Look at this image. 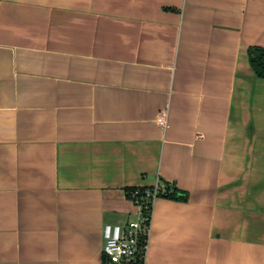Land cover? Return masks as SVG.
Instances as JSON below:
<instances>
[{"label":"crops","instance_id":"0c3cea01","mask_svg":"<svg viewBox=\"0 0 264 264\" xmlns=\"http://www.w3.org/2000/svg\"><path fill=\"white\" fill-rule=\"evenodd\" d=\"M253 45L264 0H0V264H102L160 180L146 264H264Z\"/></svg>","mask_w":264,"mask_h":264},{"label":"built area","instance_id":"2783aa9c","mask_svg":"<svg viewBox=\"0 0 264 264\" xmlns=\"http://www.w3.org/2000/svg\"><path fill=\"white\" fill-rule=\"evenodd\" d=\"M157 122L163 128L167 127V109L158 114ZM158 186L159 182L155 185L154 196L157 193ZM135 203L140 209L136 218L128 220L124 224L106 223L104 225L102 264H146L152 213L143 212L141 203Z\"/></svg>","mask_w":264,"mask_h":264},{"label":"trees","instance_id":"16d2710c","mask_svg":"<svg viewBox=\"0 0 264 264\" xmlns=\"http://www.w3.org/2000/svg\"><path fill=\"white\" fill-rule=\"evenodd\" d=\"M250 62L258 76L264 78V47L260 45H253L249 49ZM155 185L143 186V187H131L126 189L128 198L134 202H140L143 207V212L152 213L153 200L156 197H168V198H184L186 195H182V191L172 183L168 181H159L157 193L154 196ZM184 192V191H183ZM186 194V193H185Z\"/></svg>","mask_w":264,"mask_h":264}]
</instances>
